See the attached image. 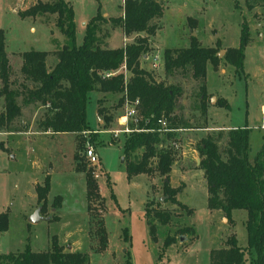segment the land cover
<instances>
[{
    "label": "rangeland",
    "instance_id": "1",
    "mask_svg": "<svg viewBox=\"0 0 264 264\" xmlns=\"http://www.w3.org/2000/svg\"><path fill=\"white\" fill-rule=\"evenodd\" d=\"M36 1L0 0V27L5 30L6 50L12 58V77L16 78L14 86L19 85L20 81L24 83L23 74L19 71L18 58L13 56L14 51L30 45L42 46L48 43L49 37H56L57 40L65 37L55 24L56 18L51 14L40 16L45 21L43 23L38 20L40 18L38 16L33 20V16L19 14L20 10ZM70 1L79 18L94 13L98 2L104 10L115 14L119 10V3L123 5V0H68L69 3ZM161 1L165 9L158 20L159 33L149 41V45L152 43L147 53L149 57L142 58L140 63L151 71L156 80L181 85L182 94L176 100V111L179 115L189 112L193 118L192 123L195 124H199L202 118L196 112L199 110L193 94L197 88L196 83L189 70L169 75L163 67V50L159 46L183 45L187 42L191 29L194 32L196 28L198 37H204V40L221 33L224 41H221L223 44L219 41L218 55L222 56L224 44L238 43L242 20L248 23L249 32L251 26L259 28V30L252 28L251 40L246 47V62L250 66L251 79H248V75L245 78L243 72L235 70L241 75L236 77L234 82L237 85L236 95L229 107V114L222 116V120L225 121L248 124L249 157L252 158L260 147L264 134V128L254 125L261 121L260 104L264 101V4L257 2L253 4L254 6L248 7L245 0ZM47 23H54L55 26ZM111 24V21L102 22L98 32L101 38H105L106 45H109L106 39L112 31ZM31 25L35 26V31L31 30ZM113 28L120 27L114 25ZM83 31L84 26L76 24L77 38L78 36L81 38ZM259 31L262 34L258 33ZM128 36L123 34L122 37L121 30L115 29L111 42L124 44L133 40L135 35L129 38ZM199 41L207 44L206 41ZM120 69L124 70L125 67L121 66ZM209 72L212 74L211 69ZM127 73L129 74L128 71ZM217 81V78L209 79L213 88H217ZM25 83L33 84L29 80ZM119 95V92L106 95L97 91L89 92L86 114L91 130L80 137L70 131L43 134L39 122L47 106L40 101L22 103L21 95L18 96L17 99L22 105L21 114L9 127L0 129V143L3 144V148L0 147V211L7 209L9 216L8 228L0 233V252L20 249L26 243L32 248H47L51 235L56 234L58 239L62 240L64 248L67 243L79 241L81 249L86 250L90 256L91 264H124L128 259L132 264L208 263L209 249L213 243H217L215 240L228 230H226L228 224L224 223L228 219L220 221L217 226L212 219L213 213L197 193L187 202L193 208L191 212L186 209L188 206L172 204L162 192V175L158 172L138 173L131 178L127 177L122 143L125 135L137 126V120L129 119V131L113 134V129L124 126L119 121L120 114L124 112V103H118ZM97 98H101L100 101H97ZM99 104L105 105L113 115L108 125H104L102 117L96 113ZM262 123L263 119L260 124ZM98 129L100 131L95 134L94 131ZM178 131L179 135H182L180 140L182 144H178L176 148L180 151L188 150L186 153L188 162H185L183 168L191 174L192 179L201 178L199 160L196 163L194 155L189 153V144L185 142L189 140L190 135L201 132L185 131L184 128ZM79 138L83 144L81 161L86 166L92 165L91 175L97 180L100 194L104 196L103 204L93 202L97 205H94L92 211L87 208L85 172L75 167L74 152ZM167 143L166 141L164 144ZM220 143L224 145L225 137ZM192 145L195 146V143ZM90 146L98 154L96 163H91L85 155V150ZM180 157L175 155L176 160ZM173 164V177L178 178L181 175L178 169L179 162ZM46 177L49 178L50 187L42 207L37 199L36 186L43 184ZM161 196L160 201L165 209L170 210L171 219L165 224L157 225L154 240L143 212L147 201H156ZM36 209L40 219L30 221L29 215ZM234 211L235 225L232 228L236 231L238 242L245 243L246 210L235 208ZM43 216L44 218H41ZM102 222L106 228V242L100 241L95 232L99 225H103ZM183 225H192L194 236L188 238L189 236L184 234L185 237L180 241L175 231L177 229L179 233L178 229ZM123 227L127 229V238H124ZM168 233L175 234V240L166 248L163 247V241ZM190 234L191 232L188 233ZM116 245H127L130 256L127 247L121 251L120 248H114Z\"/></svg>",
    "mask_w": 264,
    "mask_h": 264
},
{
    "label": "trees",
    "instance_id": "2",
    "mask_svg": "<svg viewBox=\"0 0 264 264\" xmlns=\"http://www.w3.org/2000/svg\"><path fill=\"white\" fill-rule=\"evenodd\" d=\"M245 2L248 7L257 2L264 4V0ZM163 9L160 0H123L121 15L105 16L98 2L95 13L84 25L80 41L76 35L75 11L67 0H37L20 10L19 14L22 16L53 14L56 18L55 24L65 38L63 43L52 51L57 60L49 67L46 60L48 50L30 47L21 51L19 71L23 74L24 83L20 81L19 85L14 86L16 78L12 77V58L6 50L5 30L0 27V96L3 98L0 129L9 127L21 114L22 105L17 99L19 95L22 97V103L40 101L47 106L39 122L42 130L52 133L70 131L75 132L78 137L91 130L86 114L90 91L101 92L103 95L119 92V104H123L125 98H138L137 126L125 135L122 143L127 177L131 178L138 173L158 172L162 175V192L167 195V200L186 207L176 198L182 183L172 186L169 182V172L178 151V130L189 126L182 115L176 112L175 107L176 100L182 94V87L173 82L156 80L151 71L140 63L150 48L149 38L160 26L158 20L163 14ZM105 21H111L110 29L119 25L125 34L135 35L134 39L121 46L111 47L104 44L105 38H101L98 32ZM249 39L248 23L242 20L238 45L226 47L223 55L219 56L218 40L214 45H204L191 34L186 46L164 47L163 67L169 75L177 71H190L197 87L193 94L200 111L203 112L206 101L209 100L205 86L207 64L211 63L216 68L223 58L232 64L235 70L242 69L244 48ZM121 66H125L126 71L121 70ZM109 71L115 72L106 75ZM27 80L33 84H26ZM100 99L97 98V101ZM215 103L228 106L223 97H217ZM96 110L104 125L111 123L113 115L105 105L99 104ZM159 119H164L167 128L171 129H162ZM99 131L100 129L94 133ZM249 131L250 127L247 125L217 129L200 137L195 143L199 156L198 166L203 171L207 185V207L221 210L228 219L232 209L246 210L245 245L238 243L234 233L227 234L226 245L210 248L209 264H264V134L260 147L250 158ZM224 137L225 143L222 146L220 140ZM166 141L168 143L164 144ZM82 146V139L79 138L74 152L75 167L85 172L87 208L92 211L96 204L93 202L103 204L104 196L100 194L97 180L91 175L92 165L86 166L81 161ZM0 147L3 148L2 143ZM49 187L47 177L43 184L36 186L37 199L42 207ZM162 204L157 199L147 201L144 207L149 232L154 240L157 225L165 224L171 219L170 210L165 209ZM186 209L188 212L192 211L191 207ZM8 224V210L5 209L0 211V233L8 228ZM102 224L95 232L100 241L106 242V228L103 222ZM178 230L180 233L191 232V236H194L192 225H183ZM123 232L124 238H127L126 227H123ZM174 240L175 234L168 233L164 238L163 247ZM0 264L90 262L86 251L64 248L58 236L52 234L47 248L34 250L26 243L20 249L0 252ZM124 264L132 262L128 259Z\"/></svg>",
    "mask_w": 264,
    "mask_h": 264
},
{
    "label": "crops",
    "instance_id": "3",
    "mask_svg": "<svg viewBox=\"0 0 264 264\" xmlns=\"http://www.w3.org/2000/svg\"><path fill=\"white\" fill-rule=\"evenodd\" d=\"M44 1V0H43ZM68 1V0H67ZM161 1V0H160ZM164 1V0H163ZM70 3H71V1H70ZM72 4V3H71ZM72 6H73V4H72ZM167 6V5H166ZM165 6V7H166ZM97 7V5L95 6V8ZM169 7V6H168ZM73 8H74V6H73ZM94 9V8H93ZM165 9V8H164ZM164 9H163V11H164ZM101 10H104L102 7H101ZM74 11H75V9H74ZM95 11H96V9H95ZM95 13V12H94ZM94 13H92V14H89L87 17H80L79 18V16L76 14V11H75V21H76V24H77V26L78 25H80V26H84V23H86L87 21H88V19L94 14ZM102 13H103V15H105V16H110V15H114V16H117V15H121L122 13H123V5H121L120 3H119V10L117 11V14H115V13H112V12H109V11H106V10H104V11H102ZM46 13H43V14H36V15H29V16H33V20H35L36 19V17L38 16V17H40V16H44ZM52 16H54L53 14H51ZM191 19H192V17H191ZM41 23H43V21H44V19L42 18V17H40L39 19H38ZM194 20V19H193ZM45 22V21H44ZM47 24H50V23H47ZM51 26H55V24L53 23V24H50ZM250 26H251V24H250ZM31 30H33V31H35L36 29H35V26H33V25H31ZM252 28H254L255 30H259V28L257 29L256 27H253V26H251L250 27V39H249V41L251 40V31H252ZM115 29H119V30H121V32H122V37H123V34H124V36H126V35H128V34H125V32L122 30V28L120 27V28H113L112 29V31L110 32V35L108 36V38L106 39V41H108V43H109V46H111V47H115V46H121V45H123V42H121L120 44H113L112 42H111V37H112V33H113V31L115 30ZM159 30H160V27L159 28H157V30H156V32H155V34L154 35H152L150 38H149V41H151L152 39H153V37L154 36H156V35H158V33H159ZM195 30L196 31H194L196 34H195V36L196 37H198L199 36V34H198V29H196L195 28ZM62 32V31H61ZM194 32L192 31V29H191V31L188 33V36H187V42L185 43V44H183V45H164V46H159L158 44V46H159V48H161V50H163L164 49V47H166V46H186L188 43H189V40H190V35L191 34H193L194 35ZM258 33H260V34H262V32L261 31H259ZM240 34V33H239ZM131 35H129L128 36V38L130 37ZM133 36V35H132ZM64 38L65 37H63L61 40H57L56 39V37H52V38H50L49 37V41H48V43L47 44H44V45H42V46H32V45H30V46H26L27 48H21V49H18V50H16V51H14V54L13 55H15L18 59V62L20 63L21 62V56H20V52L21 51H23V50H25V49H28V48H30V47H33V48H36V49H45V50H48L49 51V53H48V55H47V58H46V60H47V65H48V67L49 66H51V65H53L55 62H56V60H57V58H56V56L52 53V51L53 50H55V49H57L59 46L58 45H60V44H62L63 43V41H64ZM198 39L199 40H202V41H206L205 43H207V44H204V45H214L215 43H216V41L218 40V41H224L223 40V38H222V35H221V33H216V35L214 36V37H210V38H208V39H205L204 40V37L202 38L201 36L200 37H198ZM77 40L78 41H80L81 40V38H79V36H78V38H77ZM157 41H158V39H157ZM248 41V42H249ZM201 42V41H200ZM221 42V43H222ZM238 43H239V39H238ZM238 43L237 44H235V45H230V44H224L225 46H224V48H223V50L226 48V47H228V46H237L238 45ZM125 44V43H124ZM203 44V43H202ZM223 44V43H222ZM150 45H152V43H150ZM248 46V43L246 44V46H245V48H244V53H245V56H244V62H243V68L242 69H240V70H238L239 72H243L246 76H244L245 78L247 77V75H248V79H251V77L249 76V74L251 73V70H250V66H249V64H247L248 62H246V56H247V52H246V47ZM160 49H159V51H161ZM162 52V51H161ZM144 57H146V58H148L149 57V55L148 54H145L144 55ZM212 70V74H210V72H209V70ZM244 70V71H243ZM243 73H242V75H243ZM241 75L240 74H238V73H236V71H235V68H234V66H232L231 64H229V63H227V64H225L224 63V61L223 60H221L220 59V61H219V65L216 67V68H214L212 65H211V63H208L207 64V71H206V77H205V86H206V93H208L209 94V100L208 101H206V104H205V108H204V111L202 112V111H200V109L198 110V111H196V112H198V116L200 115V117H202L200 120H201V122H200V120H199V124H195V123H192V120H193V118L192 117H190V115H189V112H183V115H182V117H183V119L184 120H186V121H188V122H190V123H192V124H188L189 126H186V127H183L184 128V130L185 131H188V130H200L199 132H201V133H199V134H192V135H190L189 137H188V139L189 140H185V142H186V144H189V153L191 154V155H194V158H195V161H196V163H198V158H199V156H198V152H197V149H196V146H193L192 145V143L194 142V143H196L197 142V140L200 138V137H202V136H204V135H206L207 133H209V132H212V131H214V130H217V129H227V128H229V127H235V126H243V125H247L248 126V124L245 122V123H243V124H241V123H232V122H230L229 120L228 121H225V120H222V116L223 115H228L229 114V112H228V110H229V107L231 106V104H232V101H233V98L235 97V95H236V90H237V85L234 83L235 82V80H236V77H240ZM210 78H217V83H218V86H217V88H213L211 85H210V82H209V79ZM236 86V87H235ZM183 96H185V93H184V95ZM217 97H223V98H225L226 100H227V102H228V106H224V105H219V104H217V103H215V100H216V98ZM0 99H1V101H0V108L2 107V103H3V99H2V97H0ZM261 106H260V111H261V114H262V118H261V121H260V123L262 122V119L264 120V101L263 102H261V104H260ZM201 106V105H200ZM220 108H223V110H221ZM177 112V111H176ZM96 113H97V110H96ZM98 117V116H97ZM219 119L218 121L216 120V119ZM260 123H256V124H254L255 126L257 125V126H259L260 128H264V127H262L261 126V124ZM202 130V131H201ZM43 134H47V133H50L51 131H49V130H42L41 131ZM186 133V132H185ZM180 134V133H179ZM182 139V135H179V139H178V142H179V144H182L181 143V140ZM187 151L188 150H185V149H181V151H180V149L178 150V154H176V155H180L181 157L179 158V159H175V161L174 162H179V167H178V169H179V171L181 172V175L178 177V178H175V177H173V172H174V164L172 165V167H171V170H170V172H169V182H170V185H172V186H177V185H179L180 183H182V187L177 191V193H176V198L180 201V202H182V203H184L186 206H188V207H191L187 202L188 201H190V197H192V196H195V195H197V194H200V196L202 197V200L204 201V203H205V205L207 206V204H206V201H207V194H208V191H207V185H206V181H205V178H204V176H203V171H202V169L201 168H198L199 170H200V172H201V175H202V177L201 178H198V179H192L191 178V174L188 172H186L185 170H184V168H183V166L186 164L185 162H188V160H187V157L186 156H188V154L186 155V153H187ZM184 154V155H183ZM191 187V188H190ZM197 193V194H196ZM165 196H167V195H165ZM159 198V197H158ZM162 198V196L159 198V200ZM168 201H170L172 204H175L176 202H173V201H171V200H168ZM162 206H163V204H162ZM145 207V206H144ZM192 208V207H191ZM193 209V208H192ZM209 209V208H208ZM145 210V209H144ZM212 213H213V216H212V219H213V222L218 226V224H219V222L220 221H223L224 222V219H226L227 217L225 216V214H224V212H222L221 210H219V209H209ZM144 213V212H143ZM32 214V213H31ZM104 215V214H103ZM235 211H234V209H232L231 210V213H230V215H229V219L226 221V222H224V223H226V224H228V228H226V232H224V233H222V235L217 239V240H215V241H217V243H213L212 244V246L211 247H219V246H224V245H226V243H225V239H226V236H227V234H229V233H234L235 235H236V231L235 230H233V228L232 227H234V225L235 224H233V222L235 223ZM41 218H44V216L43 217H41ZM38 219H40V218H38ZM245 219H246V213H245V216H244V221H245ZM230 220H232L231 222H229ZM229 222V223H228ZM232 225V226H231ZM231 226V227H230ZM188 233L189 232H185V233H177L176 232V234H177V236H179V239H180V241L185 237V235H187V237L188 238H191L192 236V234H190V235H188ZM179 234V235H178ZM185 234V235H184ZM236 238H237V236H236ZM51 239V238H50ZM153 239V238H152ZM59 241L62 243V240L61 239H59ZM237 241H238V238H237ZM121 243H124V242H121ZM239 244H241V245H245V243H246V241H245V243L243 242V243H240V242H238ZM50 244V241H48L47 242V246ZM173 244V243H172ZM80 245H81V243H79V241H77V240H75V241H72L71 243H67L66 245H65V247L67 248V249H69V250H82L81 249V247H80ZM171 245V244H170ZM173 245H175V244H173ZM169 246V245H168ZM167 246V247H168ZM128 248V246L126 245H116L114 248L116 249V248H120V250L122 251L124 248ZM166 247V248H167ZM210 247V248H211ZM32 249H34V250H39V249H43V248H32ZM210 250V249H209ZM84 251H86V250H84ZM128 254H129V256H130V253H129V248H128ZM159 256V255H158ZM90 257V256H89ZM161 257V256H160ZM90 259V258H89ZM89 262H90V260H89ZM91 264V263H90ZM207 264H209V260H208V263ZM244 264H248V262H245Z\"/></svg>",
    "mask_w": 264,
    "mask_h": 264
},
{
    "label": "built area",
    "instance_id": "4",
    "mask_svg": "<svg viewBox=\"0 0 264 264\" xmlns=\"http://www.w3.org/2000/svg\"><path fill=\"white\" fill-rule=\"evenodd\" d=\"M114 72L115 71L106 72V75H110ZM138 102H139L138 98H135L133 100H129L128 98L124 99V102H123L124 103V112L122 114H120V116H119V121L121 124H124V126L122 128L113 129L112 132L114 135L118 134V132H121V131H129L130 130L129 125H128V121H129V119H136V114H137L136 105ZM159 122L161 123L162 129H164V130L171 129V128H167V126H166L167 123L164 119H159ZM261 126L264 127V123H262ZM175 129H178V128H175ZM85 155L88 157V160L91 163H96L98 161V154L92 146L88 147L85 150Z\"/></svg>",
    "mask_w": 264,
    "mask_h": 264
},
{
    "label": "water",
    "instance_id": "5",
    "mask_svg": "<svg viewBox=\"0 0 264 264\" xmlns=\"http://www.w3.org/2000/svg\"><path fill=\"white\" fill-rule=\"evenodd\" d=\"M122 159H123V157H122ZM198 160H199V158H198ZM38 218H39V215H38L37 209L32 214L29 215V220L30 221H34L35 222V221L38 220Z\"/></svg>",
    "mask_w": 264,
    "mask_h": 264
}]
</instances>
